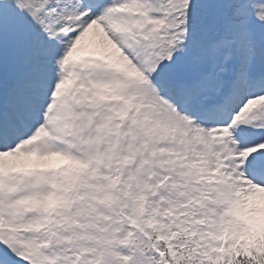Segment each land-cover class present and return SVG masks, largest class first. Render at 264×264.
Listing matches in <instances>:
<instances>
[{
    "label": "snow or ice",
    "instance_id": "1",
    "mask_svg": "<svg viewBox=\"0 0 264 264\" xmlns=\"http://www.w3.org/2000/svg\"><path fill=\"white\" fill-rule=\"evenodd\" d=\"M0 264H264V0H0Z\"/></svg>",
    "mask_w": 264,
    "mask_h": 264
}]
</instances>
